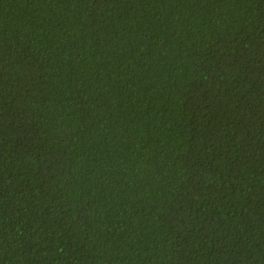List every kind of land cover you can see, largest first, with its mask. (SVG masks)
I'll return each instance as SVG.
<instances>
[{
	"label": "trees",
	"instance_id": "obj_1",
	"mask_svg": "<svg viewBox=\"0 0 264 264\" xmlns=\"http://www.w3.org/2000/svg\"><path fill=\"white\" fill-rule=\"evenodd\" d=\"M0 264H264V0H0Z\"/></svg>",
	"mask_w": 264,
	"mask_h": 264
}]
</instances>
